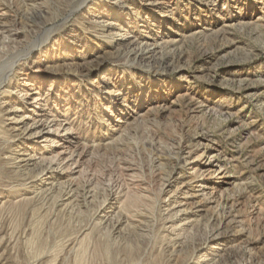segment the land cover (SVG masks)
Returning <instances> with one entry per match:
<instances>
[{"label": "rangeland", "instance_id": "1", "mask_svg": "<svg viewBox=\"0 0 264 264\" xmlns=\"http://www.w3.org/2000/svg\"><path fill=\"white\" fill-rule=\"evenodd\" d=\"M5 1L12 10L2 17L20 29L21 41L36 42L51 32L21 63L27 68L35 60L49 78L71 84L72 100L79 98L71 116L82 121L77 127L89 137L91 149L81 166L53 173L59 182L80 187L75 208L59 193L39 194L24 206L16 201L35 195L30 193L36 187L39 192L44 182L30 179L22 190L13 191L10 186L22 178L2 164L12 153L0 138V201L7 202L0 204V264H264V0L249 6H244L249 0H170L162 7L156 3L157 8L148 5L157 9L149 28L140 21L134 27L142 10L136 15L140 3L128 0L132 4L126 13L132 23L123 40L143 34L152 35L151 44L171 42L163 50L157 48L151 59L110 42L112 27L93 28L102 14L95 16L87 8L96 0L83 2L73 14L72 0ZM120 5L104 16L119 17ZM24 78L17 77L12 99L20 95ZM115 86L120 95L112 91ZM131 95L137 98L127 104ZM102 97L118 109L106 110ZM180 140L193 146L191 153L177 154ZM19 142H12L11 148ZM32 142L27 143L40 153L51 148L44 140ZM199 142L210 148L196 149ZM213 152L234 176L221 227L219 199L193 198V212L200 211L176 215L181 196L200 182L193 179V158L198 154L202 162ZM176 156L180 159L170 174L165 164ZM161 163L166 167L160 169ZM222 171L211 180L222 182ZM88 189L95 194L89 199L84 198ZM215 232L222 234L218 246L226 250L220 259L207 261L210 252L201 249L213 244L206 238Z\"/></svg>", "mask_w": 264, "mask_h": 264}, {"label": "bare ground", "instance_id": "2", "mask_svg": "<svg viewBox=\"0 0 264 264\" xmlns=\"http://www.w3.org/2000/svg\"><path fill=\"white\" fill-rule=\"evenodd\" d=\"M87 1L88 0H72L73 7L71 14L79 10V8L82 6V3ZM152 1L154 2V3L152 2L153 4H150L151 2L149 4H146L143 0H138V3H140V7L138 9L136 8L135 14L137 15L138 12L142 10V15H141V20L137 19L136 21H133L134 27L138 26L140 21V22H145L144 24H142L143 26H145V28H149L151 22L156 18L157 9L152 10L151 8L148 7V5L154 6L157 3V5H160L162 7L164 5L169 4L168 2H170V0H152ZM23 2L26 3L34 2L35 4L34 0H23ZM119 3H122V7ZM254 3L255 2L253 0H249V3L247 2L244 3V6H249L250 4H254ZM9 4L10 3H7V1L5 0H0V6L4 7L2 9V12L0 13V138L4 140L7 146L8 144H10L9 146L10 149L9 148L8 149L10 150V153H12L11 156H7V157L4 156V161L1 159L3 162L2 164L6 165L4 166L5 169H8L6 167H10L12 169L9 170L10 172H14V174L19 173L22 178V182L19 180L20 181L19 185L13 188L12 186H10L11 189H13V191L15 192L18 191L19 189L22 190L21 186H25L27 184V183L25 184V181L27 180L30 181V179L36 180L39 178L40 181L44 182L43 186L39 188L40 189L39 192H37L38 191L37 187L35 188L34 185L32 186L35 189L30 194H35V195L33 196L27 195L24 198L17 200L16 202H20L24 206H26L25 204H29L30 202L32 203L33 201H35L36 197L39 194L50 196L51 194L59 193L60 199L62 198L63 200H67L68 201L67 205L72 206L74 203L79 202L78 199H79L80 187L75 186V184L72 181L65 183L59 182L57 175H54L53 173L55 172L57 173L60 170V167L71 166L70 168H72L73 164L79 167L82 165V162L84 161L83 158L86 155H89L88 154V150L90 148L89 137L87 135H84L81 132L82 130L78 128L83 123L81 120L77 122V119L72 118L71 116L74 111L73 103L74 102L79 103V98L76 96L77 100L76 101L72 100L73 98L70 95L71 92L68 91L69 88L71 87V84L70 86H67L65 82L63 83L58 82L59 79H54V77L49 78L46 75V73H48V70H46V68H43L40 63H36L35 60L34 61L32 60V63L30 62L27 68L23 67V63H21L23 58L31 54V50L33 47L35 46L39 47L45 41V39L48 38L51 32L48 34L46 33L45 35H41L36 42H29L27 40H24V42L21 41L20 39L21 37L19 36L20 29L19 28L14 29L12 27L13 23L9 22L8 20H6V18L4 19L2 17L3 15L7 14V11L5 10H9V11L12 10L11 5ZM131 4L132 3H128V0H96L95 3L89 4V7L91 6V8H87L88 9L87 12L89 11V13H92L95 16L102 14L100 17H96L98 19L96 20V22H94L93 28H95V30L101 31L107 27H112V29L107 34V39H110V42H114V45H118L119 47L124 46L123 47L124 50H130V52L136 51L145 58H150V59L155 58L156 57L154 55L155 50L157 48H162L163 50V48H165L167 44L171 43L170 40L166 41L165 43L166 45H164L163 43L159 44L157 40L155 41L154 44H151V40L153 39L152 35L150 36L148 35L147 37V35H143V34H134L130 39L123 40L125 37L127 38V34H128L127 32L131 29L130 27L132 20L128 16L129 14L126 13V9H128V6L130 7ZM119 5L120 8H122L119 13V17H116L114 15L116 18L113 19L104 16L106 12L107 14H111L112 12H115L118 9ZM156 6H154V8H157ZM35 7L33 6V8ZM164 15H166V13ZM35 25L36 24L32 23L31 26L35 27ZM161 25L162 24L160 23V26ZM52 30H55V28H53ZM168 31L170 33H175L174 30H172V27H170V30ZM25 37L28 38V35L27 36L25 35ZM128 47H130V49H127ZM152 47H154V49ZM69 48L71 47H68L67 49L65 48L64 56L68 54V52L66 51H68ZM168 50H166V52ZM168 56L169 55L166 53V55L165 54L162 55L160 59L162 60L164 57H168ZM19 75L26 77L24 78L25 81L23 84L24 88L21 89L20 95L18 97L12 99L10 97V93L13 91L12 88H14V85L15 86L17 85L18 83L17 77ZM77 84L79 87L81 85V82L76 83V85ZM116 88L117 87L115 86V89H113L112 91L114 92L115 95H120L121 93L119 92V87L118 89ZM31 90L35 91L34 92L35 94L32 98L33 101L30 102L31 103L30 105H26L27 103H29V97L32 95ZM134 97L135 96L131 95L128 98V100L126 99L128 101L127 104H130L129 102L133 101ZM135 98H137V96ZM102 100H105V102H107V105H105L106 110L110 109V111L111 110L113 111V108L118 109L116 104V99L114 100V103L116 104L113 105L114 107H112L111 105V100L105 99L103 97ZM135 101L137 102V104H139L140 102L139 99H135ZM9 112H13L14 114H8ZM118 121H121L122 123L124 122V120L122 119ZM202 137H205V139L207 140V136L202 135ZM33 140H44L48 142L47 144L51 145L50 150L44 153H40L38 147L34 146L35 144L32 146L28 145V143L29 144L33 143L32 142ZM16 141L18 142L21 141V142H19L16 148H11L12 147L11 143ZM24 142L26 143L28 142V143L27 145H24V147L22 148V144ZM185 142L186 141H182V140H180V142H177L179 146L177 154H180L181 152L182 153L186 152L187 150H189V153L192 152L193 146L189 144H185ZM196 147H197L196 149L202 148L203 151L204 150L206 151L208 148H210V146H208L205 142H199ZM8 149L7 151H9ZM5 151L6 149H4L3 154L6 155L7 153H5ZM17 151L20 152L18 155H17L18 153ZM204 152H202L201 155H203ZM210 155H211L210 159L203 160L202 162H200V155L198 154L193 158L192 160L193 162H191L195 164L194 167L192 168L194 171L193 179L198 178L201 183L199 182L198 184L195 185V188H193L192 186L190 190L184 192V195L181 196L182 200L176 203L179 206H182V208L176 211V215H179L181 213L193 212L194 207L191 206L194 205V202H191L193 198L202 197L200 202L202 201L211 202L214 199H219V201H222V203L221 204L218 203V205H220L218 207H221L220 209L221 211H219L218 213V217H220L218 226L221 227V225L224 222L223 220L226 219L227 217L225 216L227 209L226 207L230 199L229 193L232 190L231 184L234 185L233 184L234 182L232 183L231 181V179L234 176L231 174V171L228 169V167L225 164L218 161L217 152H213ZM179 159L180 157L176 156L174 158L169 159L168 162L165 164L168 168H170L169 171L170 174H172V171L176 166L175 164ZM69 162L71 163L68 164ZM2 164H0V171L2 169ZM161 165L164 164L161 163L158 165L160 169L162 168ZM48 169L51 170L45 173V171ZM220 171H222L219 174L220 178L224 180L222 182L211 180L212 178H215L218 172ZM16 178L18 179V176ZM3 192L4 191H0V195H2ZM91 193L92 190L88 189L85 193L86 195L84 198L89 199L94 197L95 194L93 193L91 194ZM0 204H2V206L3 204H5L6 206L7 202L4 201L2 203V201H0ZM22 204H20V207H22ZM73 208H75V206ZM107 211L108 210L106 209L102 210V212H104L103 214L104 217L107 216L106 213ZM199 211L200 210H197L193 213H198ZM183 220L184 219H181L180 223ZM189 221L191 222L193 221L195 225L200 223L198 218L195 219L190 218ZM186 223L187 222H185V224ZM118 224H120V221L118 222ZM183 235L184 232H180L178 233L177 236L183 237ZM221 237H222L221 233L215 232L212 234V237L208 236L206 238L207 241L208 240L214 241V242H210L213 243L212 245L203 247L202 249L197 246L194 248L195 249L200 248L201 250H205V252L209 250L210 253L206 255V258H204V260L208 261L209 259L211 260H216L217 258L220 259L221 255H223L222 252L226 250L225 248H220L218 246L219 244L218 241L219 239H221ZM179 242H181L179 243L180 244L179 246L185 245V241H179ZM230 248H232V246H230ZM209 256H211V258H208Z\"/></svg>", "mask_w": 264, "mask_h": 264}]
</instances>
